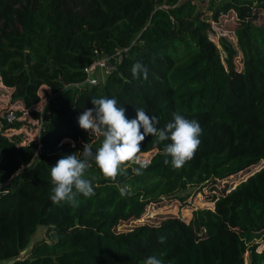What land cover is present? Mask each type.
<instances>
[{"label":"trees","instance_id":"16d2710c","mask_svg":"<svg viewBox=\"0 0 264 264\" xmlns=\"http://www.w3.org/2000/svg\"><path fill=\"white\" fill-rule=\"evenodd\" d=\"M207 9L195 0H0V81L25 108L40 103L44 87L53 94L43 114L33 113L43 119L39 140L22 144L0 132V264H144L151 256L162 264H247V253L248 264H264V166L211 195L214 209H195L189 220L117 230L154 202H185L192 190H218L220 180L264 162V0H222ZM232 11L241 69L234 46L222 38V52L214 41L213 21ZM121 49L116 72L103 84L85 83L96 50ZM136 62L147 67V79L133 78ZM100 97L115 98L128 119L143 108L161 128L179 111L198 121L201 143L175 169L160 155L168 141L156 145L149 136L139 154L157 151L141 175L131 171L138 165H126L129 175L113 181L93 163L95 196L80 197L76 208L54 205L50 167L62 155L79 156L86 142L101 145L78 125ZM0 120L4 130L19 127ZM125 184L132 195L121 197ZM41 225L45 236L30 245Z\"/></svg>","mask_w":264,"mask_h":264},{"label":"clouds","instance_id":"9594fccd","mask_svg":"<svg viewBox=\"0 0 264 264\" xmlns=\"http://www.w3.org/2000/svg\"><path fill=\"white\" fill-rule=\"evenodd\" d=\"M131 73L133 78L142 76L147 79L148 69L141 62H136ZM91 103L93 107L78 116V125L89 134L101 137V145L93 150L92 144L86 142L79 156L76 152L62 155L50 167V199L54 205L66 203L76 208L81 203L80 197L88 199L95 196L93 181L96 177L88 175L93 163L106 179L113 181L118 176L129 175L126 165H138L131 171L134 175H141L148 163L141 159L139 153L149 136L154 138L156 145L168 141L160 155L164 157L165 165L171 164L175 169L191 161L201 143L199 137L203 130L198 121L186 118L179 111L161 128L157 117L150 116L143 108H135V118L128 119L125 107L119 106L115 98H92ZM119 191L121 197L132 195L127 184ZM144 264H162V261L151 256Z\"/></svg>","mask_w":264,"mask_h":264},{"label":"rangeland","instance_id":"374dc122","mask_svg":"<svg viewBox=\"0 0 264 264\" xmlns=\"http://www.w3.org/2000/svg\"><path fill=\"white\" fill-rule=\"evenodd\" d=\"M197 1V4L199 8L207 9L210 6H217L222 0H195ZM209 10V9H207ZM259 21H264V16L261 15ZM238 26L237 17L236 14L232 11L225 15H222L219 18V22L213 21V27L215 31L214 41L217 43L218 47L221 48V51L223 52V48L221 46V39L225 38L231 45L234 46V48L237 50L238 54L235 57V64L239 69L243 67L242 64V53L237 49V38L235 35V29ZM13 90L4 86L2 82L0 81V115L1 117H5V115L10 111V108L13 106H17L18 103H16L12 98V92ZM53 96L52 92L49 88L44 87L41 92V101L37 105L32 107V111L30 113V120L27 118V120L18 123L19 128L22 126H26L27 130H11V132L8 128V131L4 130L2 121L0 120V132H5V134L8 137H21V139H25L27 136L28 138L32 139L35 138V129H36V119L33 116L34 112H43L47 104L49 103V100ZM34 133V134H33ZM65 142H69V139L64 140ZM157 150L154 149L148 153H141L139 156L144 161H149L153 154ZM264 166V162H260L257 165L252 166L251 168L240 172L238 174L229 176L226 179L220 180L218 182V190L211 191L208 188L204 187L200 192L195 193L193 190L191 192V195H189L185 202L182 200H177L170 197H165L163 200H161L158 203H152L150 204L144 215L140 219L130 220L127 222L121 223L118 227V231H129L132 228L143 225V224H151V225H158L165 219L177 217L189 220L192 215L193 211L195 209H204V208H211L214 209L215 203L210 200V196L213 194H219L220 190L224 187H229L230 189H233L238 184H240L242 181H245L248 177L259 171ZM29 168H22L19 171H17L13 177L4 184L6 187H12L17 184L21 179H23L27 173H29ZM191 191V190H189ZM183 192L182 196H185L187 192ZM45 236V226L41 225L37 232L32 235L30 245H33L35 241L43 238ZM259 251H264V243L262 242ZM22 254H26V251H24ZM246 260L247 264L249 261V253L246 254ZM4 264V263H1Z\"/></svg>","mask_w":264,"mask_h":264},{"label":"built area","instance_id":"2783aa9c","mask_svg":"<svg viewBox=\"0 0 264 264\" xmlns=\"http://www.w3.org/2000/svg\"><path fill=\"white\" fill-rule=\"evenodd\" d=\"M127 49H121L116 51L115 53H105L103 51L96 50L94 55V60L91 64H89L85 68V72L87 73V78L85 83L90 85H100L103 84L107 77L112 75L114 72L118 70L119 64L124 59V52ZM17 106H13L10 108V111L5 115L7 121L9 123H21L27 118L30 120V113L32 111V107L25 108L19 101ZM41 113V112H40ZM43 114V112L41 113ZM36 129H35V138L33 140L40 139V130L43 124L42 117L40 119H36ZM27 130L26 126H22L21 128H9V130ZM8 131V129H7ZM13 132V131H11ZM34 134V133H33ZM32 141V139L27 136L22 140V144Z\"/></svg>","mask_w":264,"mask_h":264}]
</instances>
